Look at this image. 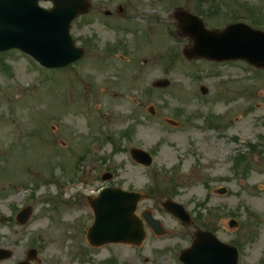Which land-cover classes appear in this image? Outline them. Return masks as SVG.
<instances>
[{
  "label": "rangeland",
  "instance_id": "1",
  "mask_svg": "<svg viewBox=\"0 0 264 264\" xmlns=\"http://www.w3.org/2000/svg\"><path fill=\"white\" fill-rule=\"evenodd\" d=\"M133 1L96 0L103 11L125 7L124 18H132L135 24L124 26L125 33L112 26L89 28L84 19L73 23L71 34L78 46L83 47L90 35L97 41L94 48L83 47L85 56L73 67L47 71L20 52L0 54V150L12 144L8 153L0 151V183L24 185L20 190L32 194L34 200L27 203L35 214L25 228L14 225L13 231L8 220L0 222V249L12 251V258L0 264L24 260L35 240L41 241V264H115L109 260L116 264H174L172 258L190 245L192 230L182 227L161 207L167 199L183 204L200 229L216 230L219 239L231 245L238 241L240 264H263L264 76L248 73L246 70L255 71L242 62L190 63L183 58L182 50L190 42L171 34L176 29L171 10L196 13V0ZM218 2L224 14L216 20L203 18L208 28L225 26L229 8L240 15L248 10L253 19L264 22V0ZM41 6L52 8L51 2H41ZM149 23L156 41L137 43L135 27L141 29ZM108 46L123 48L110 57ZM160 78H169L171 88L151 89ZM201 86L208 88L207 96L201 95ZM151 107L155 115L149 113ZM210 115L219 118V128L208 126L205 119ZM167 120L177 123L173 126ZM130 129L135 131L132 140L121 141L120 133ZM91 142L98 146L97 153L88 156L86 168L81 165L87 172L79 168L76 173ZM249 145L256 146V152ZM116 146L120 152L114 154ZM134 147L153 153L152 171L132 160ZM240 155L248 159L247 174L235 167ZM107 172L113 178L105 182L102 176ZM55 175L56 181L44 182ZM174 180L178 193L170 197L168 190ZM36 184L41 188H32ZM106 186L148 195L138 214L152 211L168 235L157 237L147 231L140 248L90 247L86 234L94 216L87 196L93 197ZM158 187L162 191H152ZM224 188L227 193L220 195ZM16 196L20 198L21 193L0 197V212L5 216ZM204 202L208 205L199 208ZM206 208L215 209L220 219L208 215ZM199 212L202 221L197 219ZM230 215L238 224L234 229L229 227Z\"/></svg>",
  "mask_w": 264,
  "mask_h": 264
},
{
  "label": "water",
  "instance_id": "2",
  "mask_svg": "<svg viewBox=\"0 0 264 264\" xmlns=\"http://www.w3.org/2000/svg\"><path fill=\"white\" fill-rule=\"evenodd\" d=\"M39 1L0 0V51L20 48L50 68L67 66L77 61L83 51L74 48L69 28L77 16L87 11L88 4L85 0H51L55 9L48 12L39 7ZM178 19L181 30L194 41L192 49L185 51L189 59H244L256 67L264 68V34L261 32L242 25L231 26L222 33L208 32L200 24L198 29L190 31L186 23L192 22V18L181 15ZM168 85L167 81L155 84ZM135 157L138 161L149 163L142 155ZM140 200L138 194L105 190L92 201L95 223L89 231V241L96 246L111 243L140 244L145 237L142 222L135 216ZM165 206L186 220L181 208L170 204ZM145 218L157 228V233H162L149 215ZM197 237L189 251V254L194 255L193 261L187 264H237L235 248L220 244L210 234L200 232Z\"/></svg>",
  "mask_w": 264,
  "mask_h": 264
},
{
  "label": "flooded vegetation",
  "instance_id": "3",
  "mask_svg": "<svg viewBox=\"0 0 264 264\" xmlns=\"http://www.w3.org/2000/svg\"><path fill=\"white\" fill-rule=\"evenodd\" d=\"M93 11H94V7L91 8L90 13L87 15V17H88V21H89L91 24H93L95 20L101 21V18H97V17L95 16L96 14H94ZM106 14H108V12H106L105 15H106ZM106 16H109V17H110V16H113V14H112V13H109V15H106ZM92 27H94V26H92Z\"/></svg>",
  "mask_w": 264,
  "mask_h": 264
}]
</instances>
